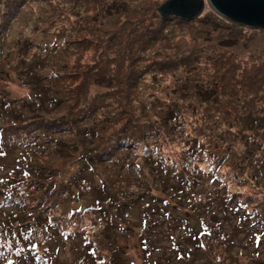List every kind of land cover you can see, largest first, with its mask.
<instances>
[{"label":"rangeland","instance_id":"1","mask_svg":"<svg viewBox=\"0 0 264 264\" xmlns=\"http://www.w3.org/2000/svg\"><path fill=\"white\" fill-rule=\"evenodd\" d=\"M165 1L0 0V140L9 147L0 177L14 168L13 186L29 182L25 164L33 161L22 199L34 229L22 236L32 238L28 264L49 253L53 227L70 238L49 245V264H90V248L92 264H112V242L125 264H264V32L228 23L208 4L191 20L164 18L157 8ZM33 61L42 69L29 72ZM32 74L54 77L42 86L65 104L41 114L26 105L19 123L12 107L42 99ZM75 96L85 98L78 111L98 108V138L66 157L61 143L80 140L77 126L90 123L51 134L50 145L45 132L64 122ZM172 110L180 112L171 119ZM248 114L258 118L253 127L237 121ZM42 116L47 125L30 124ZM256 131V145L245 142ZM90 149L99 157L111 149L93 171L78 163ZM52 166L53 177L42 171ZM12 205L0 206L9 225L1 236L16 225Z\"/></svg>","mask_w":264,"mask_h":264},{"label":"trees","instance_id":"2","mask_svg":"<svg viewBox=\"0 0 264 264\" xmlns=\"http://www.w3.org/2000/svg\"><path fill=\"white\" fill-rule=\"evenodd\" d=\"M22 2V1H21ZM20 2V3H21ZM18 3V4H20ZM170 16H167V18H169ZM33 46V44L28 42V40L26 41H23V47L29 51V48ZM41 64L42 62H39V61H33L31 62V64H28L29 65V68H28V71L29 72H34L35 70H40L42 69L41 67ZM57 76V75H55ZM54 77H50L47 76V75H37V74H32V76H30L29 80L31 81L32 85H34V87L36 86H40L41 88L38 90V92L41 93V96L42 99L41 100H37L33 102H23L21 106L19 107H12V111L16 112L15 113V117L14 119L19 122V123H23L24 120L22 119L21 120V113H23V108L27 105L29 110L31 111H37L38 113L44 111L46 109V105H53V107L51 109H56L62 105L65 104L64 101H60V100H57V98L55 96H52L53 94V91L49 90V88H45L43 87L42 85V82L43 81H49V80H53ZM73 91H69V93H72ZM68 93V94H69ZM60 94V92H59ZM3 93H2V90L0 91V96H2ZM51 97V99H50ZM82 99H85V98H77L76 96L75 97H72L70 99V102H69V108H68V115L67 117H65V120L66 118H71L70 121L66 122L64 120L63 123L62 120L61 122L60 121H56L55 123H52L50 124V127L49 125L47 127H49L47 130H50V131H47L45 132L46 134V137L48 138L46 141H45V145H50V144H53V141L55 142V140L53 139V137H51L50 135L52 134H62V133H73V126L75 125V122H76V125L80 124L81 122H87L86 125H88L90 123V126L89 127H83V128H80L79 126L78 127V135H81L82 138L80 140H75L73 141L72 143H66V142H62L61 143V147H59V150L58 152L59 153H63L64 156H68V155H73V149L76 148V144L79 142V141H86L87 144H94L96 143L97 141V134H98V131H97V126H95V121L92 119L93 116H96L97 115V110L98 108L97 107H93V109L91 110L90 108L87 109V111L84 113L83 111H78V109L82 110L81 106V102H82ZM176 107H178V105H175ZM50 110V109H49ZM49 110H45V112L49 111ZM7 111V108H6V102L3 100H0V114L1 113H4ZM177 111L180 112L179 110H172L171 113H173L170 118H175L177 116ZM8 112H11V111H8ZM17 113L19 116H17ZM87 113V114H86ZM41 114V113H40ZM64 118V117H63ZM39 120H35V121H32L30 124H44V125H47L48 122L43 118V116L41 118H38ZM258 119L256 116H252L251 115H247L245 116V120L244 121H240V119H238L237 121L242 125L246 126L249 124V126L253 127L252 125L254 124V121L253 120H256ZM23 121V122H22ZM244 122V123H243ZM70 124V125H69ZM72 126V127H71ZM180 125H178L179 127ZM6 128H7V125H6ZM5 128V129H6ZM249 131V130H248ZM76 133V132H75ZM224 133H227L225 131H222V133L219 136V140L223 141V138L221 137V135H223ZM3 136V133H2V130L0 128V137ZM246 141H249L250 144H252L253 146L256 145V138L258 137V132H252L251 135L249 134L248 135H245V136H242ZM17 139V138H16ZM96 141V142H93V141ZM14 142V141H13ZM0 143L2 146V149H0V158L6 156L9 154V147H6L7 144L6 142L4 143V139L3 140H0ZM37 143V142H36ZM109 143H110V140H109ZM124 143H118V145H123ZM233 145V144H232ZM232 145H230L232 147ZM12 147V146H11ZM120 147V146H119ZM104 151L105 148L103 149ZM41 151V150H40ZM93 149H90V150H85L81 153L82 157L79 158L78 160V163H82L83 165H86L87 167V170L88 171H93V167H92V163L93 162H96V160L98 162H101V163H105L108 159H106V157H108V155L110 156L111 155V149L110 151L108 152V154H103L101 155L100 157L96 154L94 155L93 153ZM27 155H30V154H27V153H23L20 155V158L22 159L21 160V163H23L24 161H26V159H28V157H26ZM100 158V159H99ZM33 161L31 162H27L25 164V166L27 167V171L29 172V182H25L21 185H18V186H13V185H16L17 181L15 180L19 175L20 173L12 168L9 170V172H7L6 174H4L3 176L0 177V206L4 205L5 203L7 202H10L14 205H12L13 207L15 208H18L17 211H18V215H16L14 218H10V222H11V225L12 224H16L14 229L13 227L12 228H7L8 230V235H5V236H1L0 235V264H7L8 262H14L15 261V264H18V262H21L22 264H28V261L31 254H30V248L28 247L30 244V242H32V238L30 237L29 239H23V235H27V237L31 236L32 232H33V227H31V222L29 221V216L26 214L27 211L25 212L24 210H22V202H23V198L24 196L27 197L25 194L27 193V189H29L30 185H31V182L33 181L32 180V177L30 176V174L32 175L33 172H34V167H33V164H32ZM90 166V167H89ZM44 169V168H43ZM90 169V170H89ZM49 172V175L51 177L54 176V173L55 172H59V171H56V166H52V167H45L44 170L42 171H47ZM42 171H40L39 175L41 177H44L42 176L43 173ZM81 170L78 171V174L80 173ZM91 174V173H90ZM89 175V174H88ZM46 178H48V176H46ZM77 178L80 180L82 178V176L80 175H77V176H73L72 178L68 179L65 181L64 184H67L69 183L71 180H77ZM39 179H37L36 181H38ZM26 184V185H25ZM73 184V183H72ZM49 185H51L49 183ZM76 185V183H75ZM25 186V187H24ZM70 190H71V185H70ZM86 190H83L81 193H85ZM61 191L60 190H57L55 191V193H60ZM94 192H96V194H106L105 191H102L101 189H97V191L95 190ZM42 195V194H41ZM42 196H47V195H42ZM28 198V197H27ZM113 202L116 203L117 201H122V197H121V194L113 197ZM44 201H46V203H56V201L58 199H51L50 198H46L44 197L43 198ZM120 199V200H119ZM24 200H27L28 199H24ZM6 201V202H5ZM135 203L137 202L134 201ZM122 203V202H121ZM125 203H126V200H125ZM123 203V204H125ZM149 203H152L151 200H149ZM153 204V203H152ZM117 205V204H116ZM115 209L119 210L121 209V207H115ZM3 213V211L1 212ZM0 213V214H1ZM106 215V214H105ZM104 218V217H103ZM41 219V222H45L46 219L45 218H40ZM7 221L4 220L2 222V225L5 226L7 225V227H9L8 223H6ZM107 227L109 226V224L111 225V222L107 220ZM1 225V221H0V227H2ZM33 229V230H32ZM13 230H16V233L13 234ZM53 233L50 234L49 236V239L46 238L45 239V242H44V245H45V248L48 249L49 253L47 254V252H43L42 254L44 256H39L36 261H35V264H49L53 261V259L56 257V254L54 253V255H51V253L53 252L51 250V247L49 245H57L59 243H62L64 238H70L69 235L67 234H62V233H58V229L57 227H53ZM112 230V229H111ZM18 243L20 245L21 248H18L17 250H15L16 246H18ZM115 242H112L111 243V250L113 251V260L111 261L112 264H125V261L121 262L122 259L124 258V254L123 253H120L118 252L119 249H117V245L114 244ZM89 246V244H88ZM14 249V250H13ZM11 250V251H10ZM15 252V254H14ZM90 253L91 255H87L89 256L88 259H91V257L93 259H91L88 263L92 264L93 261H94V257H93V254H94V249L93 248H90ZM87 259V260H88ZM119 259L120 262H119ZM46 260V262L43 263V261ZM169 263V262H168ZM33 264V263H32Z\"/></svg>","mask_w":264,"mask_h":264},{"label":"water","instance_id":"3","mask_svg":"<svg viewBox=\"0 0 264 264\" xmlns=\"http://www.w3.org/2000/svg\"><path fill=\"white\" fill-rule=\"evenodd\" d=\"M207 4L228 23L264 32V0H166L157 12L164 18L191 20L207 13Z\"/></svg>","mask_w":264,"mask_h":264}]
</instances>
